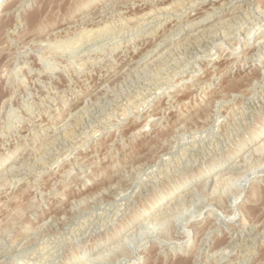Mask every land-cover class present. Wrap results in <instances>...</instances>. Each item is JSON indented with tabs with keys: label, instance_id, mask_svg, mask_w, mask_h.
<instances>
[{
	"label": "rangeland",
	"instance_id": "374dc122",
	"mask_svg": "<svg viewBox=\"0 0 264 264\" xmlns=\"http://www.w3.org/2000/svg\"><path fill=\"white\" fill-rule=\"evenodd\" d=\"M0 176V264H264V0H0Z\"/></svg>",
	"mask_w": 264,
	"mask_h": 264
},
{
	"label": "bare ground",
	"instance_id": "6f19581e",
	"mask_svg": "<svg viewBox=\"0 0 264 264\" xmlns=\"http://www.w3.org/2000/svg\"><path fill=\"white\" fill-rule=\"evenodd\" d=\"M220 2V1H219ZM218 2V3H219ZM225 3V2H224ZM221 4V3H220ZM218 9H220V8H218ZM130 13V12H129ZM151 13V12H150ZM231 13H234V12H231ZM142 18V17H141ZM84 19V18H83ZM77 21V20H76ZM75 21V22H76ZM203 21V20H202ZM75 22L73 23V24H75ZM79 22V21H78ZM152 22V21H151ZM165 22V21H164ZM144 23H146L145 21H144ZM158 23V22H157ZM69 24V23H68ZM182 24V23H181ZM191 24V23H190ZM194 24H195V22H194ZM198 24V23H197ZM205 25V24H204ZM68 26V25H67ZM217 26V25H216ZM160 27V26H159ZM195 27V26H194ZM36 28H37V26H36ZM63 28V27H62ZM161 28V27H160ZM172 28H174V27H172ZM154 30V29H153ZM176 30V29H175ZM208 30V29H207ZM53 31V30H52ZM209 31V30H208ZM243 31V30H242ZM252 31V30H251ZM34 35V34H33ZM159 35V34H158ZM45 37V36H44ZM152 37V36H151ZM157 37V36H156ZM43 38V37H42ZM162 39V38H161ZM263 39V38H262ZM236 43V42H235ZM20 44V43H19ZM177 45V44H176ZM157 46V45H156ZM259 46V45H258ZM168 47V46H167ZM255 47H256V45H255ZM260 47V46H259ZM256 48H258V47H256ZM236 49V48H235ZM234 49V50H235ZM257 50V49H256ZM129 51V50H128ZM256 55V54H255ZM129 57V56H128ZM241 60V59H240ZM138 62V61H137ZM128 64V63H127ZM132 68V67H131ZM124 69V68H123ZM130 70V69H129ZM108 78V77H107ZM96 79V78H95ZM184 79V78H183ZM97 80V79H96ZM86 81V80H85ZM180 81V80H179ZM178 81V82H179ZM186 81H188V80H186ZM175 83V82H174ZM204 83V82H203ZM203 83H202V85H203ZM186 86V85H185ZM199 90V89H198ZM201 92V91H200ZM83 102H84V100H83ZM82 102V103H83ZM86 103V102H85ZM171 104V103H170ZM87 105V104H86ZM133 105V104H132ZM168 106V105H167ZM138 107V106H137ZM136 107V108H137ZM142 107V106H141ZM79 108V107H78ZM133 108V107H132ZM88 109V108H87ZM90 109V108H89ZM138 109V108H137ZM124 110V109H123ZM159 110V109H158ZM73 111V110H72ZM71 111V112H72ZM156 111V110H155ZM160 111H161V109H160ZM112 112V111H111ZM69 113V112H68ZM113 113H114V111H113ZM125 113V112H124ZM124 113H121V114H124ZM160 113V112H159ZM158 114V113H157ZM125 115V114H124ZM136 115V114H135ZM146 115V114H145ZM154 115H155V113H154ZM69 116V115H68ZM147 116H148V114H147ZM156 116V115H155ZM159 116H160V114H159ZM128 117V116H127ZM150 117V116H149ZM153 117V116H152ZM74 119V118H73ZM68 120V119H67ZM147 120V119H146ZM149 121V120H148ZM162 121V120H161ZM65 123V122H64ZM145 124V123H144ZM47 126V125H46ZM144 127V126H143ZM61 128V127H60ZM145 129H146V127H145ZM62 131V130H61ZM94 133V132H93ZM133 133V132H132ZM138 133V132H137ZM152 133V132H151ZM152 135V134H151ZM116 136V135H115ZM45 137V136H44ZM55 138V137H54ZM114 138V137H113ZM116 138V137H115ZM114 138V139H115ZM41 142V141H40ZM50 142V141H49ZM38 143V142H37ZM103 144V143H102ZM29 145V144H28ZM44 145V144H43ZM46 145V144H45ZM44 145V146H45ZM43 146V147H44ZM98 147V146H97ZM100 147V146H99ZM42 148V147H41ZM45 148V147H44ZM52 148V147H51ZM50 148V149H51ZM55 151V150H54ZM93 151V150H92ZM67 153V152H66ZM46 155V154H45ZM50 155V154H49ZM64 155V154H63ZM81 155V154H80ZM40 156V155H39ZM42 156H43V154H42ZM58 156V155H57ZM60 156V155H59ZM62 156V155H61ZM26 158V157H25ZM61 158V157H60ZM46 159V158H45ZM76 159V158H75ZM34 160V159H33ZM32 160V161H33ZM51 160V159H50ZM75 161V160H74ZM83 161V160H82ZM88 161V160H87ZM13 162V161H12ZM54 162H55V160H54ZM50 163V162H49ZM70 163H72V162H70ZM74 163V162H73ZM82 163V162H81ZM50 165V164H49ZM34 166V165H33ZM55 166V165H54ZM19 167V166H18ZM48 168V167H47ZM12 169V168H11ZM18 169V168H17ZM229 169V168H228ZM11 171V170H10ZM26 172H28V171H26ZM231 172V171H230ZM32 175V174H31ZM13 176V175H12ZM28 176V175H27ZM51 176V175H50ZM53 176V175H52ZM1 177V176H0ZM1 179V178H0ZM31 179V178H30ZM52 179V178H51ZM5 180V179H4ZM210 180H211V178H210ZM48 181V180H47ZM113 185V184H112ZM0 186H2V185H0ZM21 186V185H20ZM14 188H16V187H14ZM18 189V188H17ZM81 189V188H80ZM37 195V194H36ZM1 196V195H0ZM3 196V195H2ZM5 197V196H4ZM3 197V198H4ZM37 197V196H36ZM58 199V198H57ZM178 199V198H177ZM72 200V199H71ZM70 200V201H71ZM38 202V201H37ZM175 202V201H174ZM56 204V203H55ZM65 205V204H64ZM174 205V204H173ZM44 207V206H43ZM45 210V209H44ZM221 218V217H220ZM218 220V219H217ZM42 224V223H41ZM39 225V224H38ZM29 226V225H28ZM137 227H139V226H137ZM255 227V226H254ZM34 228V227H33ZM36 228V227H35ZM134 229V228H133ZM33 230V229H32ZM134 232V231H133ZM260 234V233H259ZM263 234V233H262ZM23 238V237H22Z\"/></svg>",
	"mask_w": 264,
	"mask_h": 264
}]
</instances>
